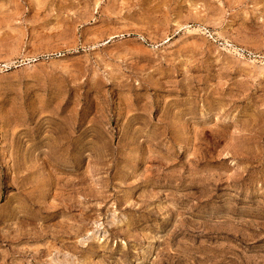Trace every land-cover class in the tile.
Listing matches in <instances>:
<instances>
[{
	"label": "rangeland",
	"instance_id": "1",
	"mask_svg": "<svg viewBox=\"0 0 264 264\" xmlns=\"http://www.w3.org/2000/svg\"><path fill=\"white\" fill-rule=\"evenodd\" d=\"M0 264H264V0H0Z\"/></svg>",
	"mask_w": 264,
	"mask_h": 264
}]
</instances>
